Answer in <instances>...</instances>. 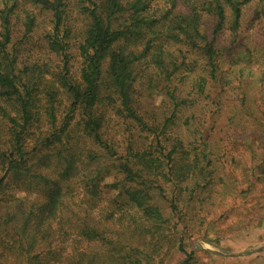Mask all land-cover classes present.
Listing matches in <instances>:
<instances>
[{
    "label": "trees",
    "instance_id": "obj_1",
    "mask_svg": "<svg viewBox=\"0 0 264 264\" xmlns=\"http://www.w3.org/2000/svg\"><path fill=\"white\" fill-rule=\"evenodd\" d=\"M253 1L0 0V205L10 202L1 197L9 179L30 171L31 154L52 145L65 153L73 147V131L117 155L103 131L108 107L155 138V150L130 141L123 152L121 171L132 186L105 185L124 189L126 202L98 181L86 183L75 209L84 210V218L72 211L63 191L77 159L68 161L60 177H43L54 186L44 189V199L29 207L22 222L2 216L0 264H164L173 252H187L189 211H179L177 203L184 194L193 197L194 186L208 185L213 171L203 150L192 154L179 137L163 136L172 119L158 123L144 115L138 96L161 89L175 101L172 116L188 105L179 79L194 62L188 54L199 53L202 71L215 79L223 55L219 37L255 24L246 19ZM26 5L36 12L20 9ZM75 11L84 16L81 27L74 24ZM43 12L50 28L42 31L41 46L29 45ZM73 49L81 59L77 77ZM199 81L190 89H203ZM166 184L172 185L174 218L152 193H165Z\"/></svg>",
    "mask_w": 264,
    "mask_h": 264
},
{
    "label": "rangeland",
    "instance_id": "obj_2",
    "mask_svg": "<svg viewBox=\"0 0 264 264\" xmlns=\"http://www.w3.org/2000/svg\"><path fill=\"white\" fill-rule=\"evenodd\" d=\"M263 7L264 0H254L247 8L246 19L255 22L249 30L238 34L225 30L221 34L219 44L223 55L215 79L202 71L204 62L199 53L194 50L188 54L194 62L179 76L188 105L175 110L174 116L175 101L161 89L148 88L138 96L144 115H151L158 123L172 119L161 130L163 136L179 137L192 154L203 150L207 155L204 164L213 171L208 185L194 186L193 197L184 194L178 201L179 211H189L190 228L184 231L187 252H173L164 264H182L188 254L193 256L189 264H264ZM20 9L36 12L34 5ZM74 17V24L83 26L84 16L75 11ZM48 19L44 12L39 15L40 24L29 45L43 44L42 31L50 28ZM72 52L71 63L77 77L81 59L75 49ZM198 81L204 83L203 89L191 90L190 86ZM139 126L116 107H108L103 131L117 155L107 153L93 139L82 138L79 131L71 133L69 142L73 147L69 145L65 153L59 154L53 145L33 152L30 171L22 170L20 179L12 176L14 181L9 179L2 189L1 197L10 202L0 205V229L3 215L9 214L16 223L22 222L29 207L44 199V189L54 186L43 177H60L73 157L79 166L75 176L63 186L72 211L85 217L84 210L75 209L83 198L86 183L91 181H98L106 193L126 202L124 189L105 185L116 181L119 186H132L133 182L126 181L120 166L130 141L136 145L146 143L155 150L154 133L142 131ZM178 159L182 160L180 154ZM165 187V193L158 190L152 193L165 215L174 218L178 212H174L170 200L172 185Z\"/></svg>",
    "mask_w": 264,
    "mask_h": 264
}]
</instances>
